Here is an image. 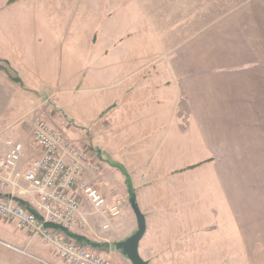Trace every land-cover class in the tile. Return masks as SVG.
<instances>
[{
    "label": "crops",
    "instance_id": "1",
    "mask_svg": "<svg viewBox=\"0 0 264 264\" xmlns=\"http://www.w3.org/2000/svg\"><path fill=\"white\" fill-rule=\"evenodd\" d=\"M228 1L212 24L211 53L198 30L185 36L190 42L180 34L163 76L141 80L132 56L92 54L69 0H4L0 156L22 143L24 172L42 156L33 131L45 98L79 125L73 135L88 138L97 170L89 166L90 182L109 193L114 183L104 176L115 174L122 217L114 225L128 218L123 240L138 229L130 178L146 220L139 253L149 264H264V0ZM22 9L26 19H12ZM64 11L65 21L49 16ZM221 39L227 53H218ZM225 67L226 75L215 71ZM100 250L111 264H133L116 244ZM0 264L67 263L0 215Z\"/></svg>",
    "mask_w": 264,
    "mask_h": 264
},
{
    "label": "rangeland",
    "instance_id": "2",
    "mask_svg": "<svg viewBox=\"0 0 264 264\" xmlns=\"http://www.w3.org/2000/svg\"><path fill=\"white\" fill-rule=\"evenodd\" d=\"M3 1L0 0V8ZM69 2L70 6H75V11L70 16L71 18L73 17V21L76 24L77 36L85 38V36L91 35L92 54H95L96 50L101 48L107 56L117 53L124 57L132 56L134 60L139 61L141 80L144 77L146 80L149 78L157 80L163 76L165 55L179 53L180 34L184 36L185 41L190 42L188 41L190 34L198 30L200 38L203 41V49L211 53L212 24L222 17V10L226 9L229 5L228 0H69ZM1 10L0 17L3 18L5 14H9V12L4 13V9ZM26 12V9H22L19 16L12 17V19H26ZM66 12L49 14V16L54 17L53 20L65 21L66 17H68ZM186 35L188 40L185 37ZM224 41L221 39L218 53L228 52L226 42ZM220 70L215 71L224 72L225 75L228 74L227 67ZM42 99L43 104L36 109L34 120L38 117L44 118L51 126H55L58 130L62 131L68 142L84 154V163L86 164H84V170L80 174L81 181H85L94 188H97L89 179L91 175L89 166L93 168L92 170H97L90 163V156L93 158L95 152L90 148L89 142H87L88 138L85 140L84 137L77 136L76 134L73 135L71 132L76 133L81 131L78 130L79 125L69 116L67 117L64 111L58 110L54 103L45 98ZM80 133L87 135V132ZM207 161L200 162L198 165H202ZM23 165L25 166L22 158L16 171L24 173V169L21 167ZM115 166L122 169L121 166ZM114 175L107 173V177L104 176L105 179H111L114 183L110 186L109 189L111 190H109V193H104L101 189L97 188L106 198L108 206L104 207V210L98 208L83 194L81 195L82 205L75 215V220L71 223V226L68 225L66 227L72 233L85 236L95 243L102 244L103 247L106 244L115 246L116 242L123 240L124 237L121 231L128 224V218L126 217L124 218L123 227L114 225L115 221H118V218L122 217V204L120 200L122 196L120 189L117 188L118 181H116V176ZM15 180L18 182L17 187H14L11 183ZM23 180V176L16 177L12 171H3L0 174V193L5 194V197L9 194L13 195L17 201L28 203L29 209L39 212L34 200L35 193H28L24 190L25 187L23 186L25 183ZM131 185V180L128 178L129 199L132 201L134 198L136 201V192ZM119 201L120 203L118 204ZM117 205L120 213L114 215L110 211V207ZM65 237L67 240L81 245L88 251L104 257L101 254V247L95 248L91 245L78 242L71 237L70 239L66 235Z\"/></svg>",
    "mask_w": 264,
    "mask_h": 264
},
{
    "label": "built area",
    "instance_id": "3",
    "mask_svg": "<svg viewBox=\"0 0 264 264\" xmlns=\"http://www.w3.org/2000/svg\"><path fill=\"white\" fill-rule=\"evenodd\" d=\"M33 138L42 149V156L33 160L24 173L16 171L24 155V146L20 142L11 143L9 150L0 156V174L12 171L16 177L23 176L30 191L35 193L34 200L40 213L29 209L13 195L5 197L1 194L0 215L16 221L19 227L28 228L34 236L53 245L56 255L67 264H111L109 259L67 240L65 235L70 236L61 228L49 225L71 226L81 208L83 194L98 208L108 206L99 189L81 181L84 154L68 142L62 131L42 117L34 120ZM11 183L18 186L16 180ZM110 211L114 215L120 213L118 205L110 207Z\"/></svg>",
    "mask_w": 264,
    "mask_h": 264
},
{
    "label": "water",
    "instance_id": "4",
    "mask_svg": "<svg viewBox=\"0 0 264 264\" xmlns=\"http://www.w3.org/2000/svg\"><path fill=\"white\" fill-rule=\"evenodd\" d=\"M132 206L137 217L138 229L127 239L117 242L116 248L121 250L133 264H149V262L144 260L139 253V243L146 231L145 216L141 212L136 201L132 202Z\"/></svg>",
    "mask_w": 264,
    "mask_h": 264
},
{
    "label": "trees",
    "instance_id": "5",
    "mask_svg": "<svg viewBox=\"0 0 264 264\" xmlns=\"http://www.w3.org/2000/svg\"><path fill=\"white\" fill-rule=\"evenodd\" d=\"M8 70V69H7ZM13 80L17 81V82H21V80L18 78V77H12ZM1 195V193H0ZM135 201L134 198L132 200V202ZM21 202L22 204H24L25 206H27L28 208H30L29 204L24 202V201H19ZM32 210V209H31ZM50 226H54V227H58V228H61L68 236H70L71 238H73L74 240L78 241V242H81L83 244H86V245H91L95 248H99V247H103L102 244L100 243H95L91 240H89L87 237L85 236H82V235H77L75 233H72L71 231H69L67 228H63L61 226H58V225H53V224H49ZM106 246V245H105Z\"/></svg>",
    "mask_w": 264,
    "mask_h": 264
}]
</instances>
